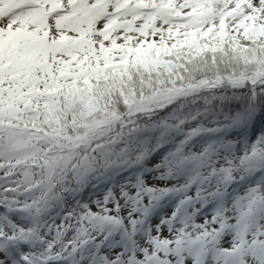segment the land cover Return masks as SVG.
Instances as JSON below:
<instances>
[{
  "label": "snow or ice",
  "instance_id": "snow-or-ice-1",
  "mask_svg": "<svg viewBox=\"0 0 264 264\" xmlns=\"http://www.w3.org/2000/svg\"><path fill=\"white\" fill-rule=\"evenodd\" d=\"M0 264H264V0H0Z\"/></svg>",
  "mask_w": 264,
  "mask_h": 264
}]
</instances>
